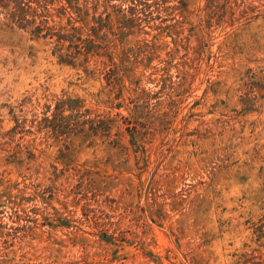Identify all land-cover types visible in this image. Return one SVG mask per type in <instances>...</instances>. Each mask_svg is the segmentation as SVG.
Here are the masks:
<instances>
[{
    "label": "rangeland",
    "instance_id": "rangeland-1",
    "mask_svg": "<svg viewBox=\"0 0 264 264\" xmlns=\"http://www.w3.org/2000/svg\"><path fill=\"white\" fill-rule=\"evenodd\" d=\"M0 264H264V0H0Z\"/></svg>",
    "mask_w": 264,
    "mask_h": 264
}]
</instances>
